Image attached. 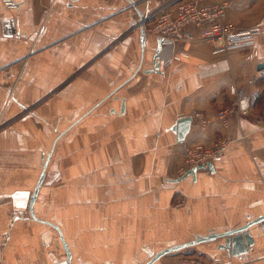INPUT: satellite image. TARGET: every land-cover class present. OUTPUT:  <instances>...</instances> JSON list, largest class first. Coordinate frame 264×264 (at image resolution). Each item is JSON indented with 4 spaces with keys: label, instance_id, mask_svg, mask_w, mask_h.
Instances as JSON below:
<instances>
[{
    "label": "crops",
    "instance_id": "1",
    "mask_svg": "<svg viewBox=\"0 0 264 264\" xmlns=\"http://www.w3.org/2000/svg\"><path fill=\"white\" fill-rule=\"evenodd\" d=\"M13 1L0 0V264H68L60 235L71 264H144L264 214V0L224 9L226 23L260 28L250 46L161 44L157 72L151 28L180 0ZM231 86L259 97L224 127ZM221 137L211 169L181 178L184 146ZM247 232L248 260L221 237L152 264H264V220Z\"/></svg>",
    "mask_w": 264,
    "mask_h": 264
},
{
    "label": "built area",
    "instance_id": "2",
    "mask_svg": "<svg viewBox=\"0 0 264 264\" xmlns=\"http://www.w3.org/2000/svg\"><path fill=\"white\" fill-rule=\"evenodd\" d=\"M2 1L9 9L15 7L13 0ZM207 1H178L175 11L163 10L157 15L155 24L151 28V33L162 38V44L174 43L179 39L186 43L200 40L213 43L218 50L248 47L253 43L254 36L260 32L259 27L238 29L224 21V9L231 0H224L216 4H208ZM193 29L198 30L197 35H193L191 32ZM181 56L186 57L187 55L182 53ZM230 93L234 96L231 105L219 110L216 115L218 121L224 127L227 126L228 117L231 113L253 106L259 97L258 91L247 92L243 87L237 89L231 86ZM228 143L229 140L227 138L221 137L210 146L200 144L185 145L183 171L196 167L207 171L209 169L208 166L224 153ZM252 251L253 247L248 246L246 251L238 255V257L248 260ZM180 264H203V262L197 257H185ZM214 264L221 263L214 262Z\"/></svg>",
    "mask_w": 264,
    "mask_h": 264
},
{
    "label": "water",
    "instance_id": "3",
    "mask_svg": "<svg viewBox=\"0 0 264 264\" xmlns=\"http://www.w3.org/2000/svg\"><path fill=\"white\" fill-rule=\"evenodd\" d=\"M4 34L5 35H11V34H15V31L14 29L12 30H4ZM161 44H162V38L160 37H157L156 39V49H155V53H154V56H153V67L152 69L149 71V72H157L159 71V62H158V57H159V51L161 49ZM258 69L259 70H264V63H261L258 65ZM188 123H189V119H183L181 120L177 125L178 126V141H182L183 137H184V134L186 132V130L188 129ZM209 170L211 169V165L208 166ZM199 168L196 167V168H193L191 169L190 171L188 170L187 172L184 173V176L181 177V178H184L188 175H192V176H195V173L196 171L198 170ZM42 176L43 174L40 176L36 186H35V189H34V192H33V195L31 197V202H30V213L31 215L33 216V212H32V205H33V201H35V198H36V195L38 193V189H39V185L41 184V181H42ZM264 220V214L262 215H259L257 218L253 219V220H250L248 221L246 224H244L243 226H240L238 228H235V229H230V230H227V231H223V232H219V233H213V234H210L206 237H201L199 239H195L193 241H189V242H186V243H183V244H179V245H176V246H172L170 248H166V249H163L161 250L160 252H158L154 257H152L149 261H147L146 263L144 264H152L154 261H156L158 258H160L161 256L167 254V253H170V252H175V251H178L180 249H183L185 247H189V246H192V245H195L197 243H200V242H203V241H211V240H215L217 238H221V237H224L225 238V241H224V244L220 245V249H226L228 251V253L232 256H238L242 253H244L246 251V248L248 246H251L252 244V239L251 237L249 236L248 232H247V229L253 225H255L256 223H259L261 221ZM51 225V224H50ZM52 227H54L59 233V229L56 225H51ZM60 239H61V242L63 244V247H64V250H65V253L67 255V262L68 264H71L70 263V258H71V255H70V252H69V249L67 248V245L65 243V241L63 240L62 236L60 235Z\"/></svg>",
    "mask_w": 264,
    "mask_h": 264
},
{
    "label": "bare ground",
    "instance_id": "4",
    "mask_svg": "<svg viewBox=\"0 0 264 264\" xmlns=\"http://www.w3.org/2000/svg\"><path fill=\"white\" fill-rule=\"evenodd\" d=\"M212 2V1H211ZM221 2V1H220ZM213 4V3H212ZM215 4V3H214ZM189 45V44H188ZM232 97V96H231ZM227 128V127H226Z\"/></svg>",
    "mask_w": 264,
    "mask_h": 264
}]
</instances>
